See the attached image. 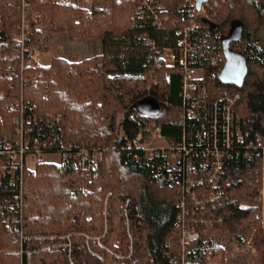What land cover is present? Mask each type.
<instances>
[{
	"label": "trees",
	"instance_id": "trees-1",
	"mask_svg": "<svg viewBox=\"0 0 264 264\" xmlns=\"http://www.w3.org/2000/svg\"><path fill=\"white\" fill-rule=\"evenodd\" d=\"M136 1L94 0L89 11L68 1L52 5L48 21L56 30L65 31L71 39L99 36L101 52L78 62L53 56L46 66L31 63L20 82L19 74L9 78L21 60L20 44L13 37L20 19V0H0V91L4 92L0 96V127L16 115L8 103L15 100L22 85L25 113L36 117L27 125L29 135L40 141L55 135L64 143L102 152L87 174L91 176L87 189L80 179L84 176L70 161L59 166L42 163L26 174L21 256L17 230L0 221V264H67L61 247L47 248L45 235L49 233L80 236V246L73 238L77 254L74 264H180L178 190L156 183L154 174L161 159L146 157L127 143L148 124L159 126L171 143L178 142L183 132L189 139L195 135L198 122L188 121L185 128L182 124L177 68L166 66L145 43L148 38L158 47L174 46L180 36L175 30L184 26L187 16L178 8L181 0H161L166 7L161 15L168 17L162 26H155L148 16L135 18ZM217 1L218 20L201 19L215 38L210 40L213 48L202 55L197 50L196 61L206 75L219 72L224 62L223 35L219 32H228L232 22L240 25L241 37L231 47L241 44L236 51L245 57L247 74L242 86L223 84L218 79L209 80L208 86L213 93L227 89L238 94L235 114L242 136L245 141H254L264 136V0ZM203 32L202 27L189 30L188 38L198 40ZM32 36L26 37L25 46ZM142 98L157 102L160 113L142 114L137 107ZM118 110L124 113L116 124ZM52 142L55 147L57 140ZM259 178L258 153L252 158H238L222 182L219 201L204 206L203 213L206 210L207 218L213 220L212 229L252 234L264 264V217L256 201ZM126 198L131 201L135 259L121 263L110 257L104 262L93 260L82 249L83 235L100 234L106 201L111 224L106 243L111 244L122 232L121 207ZM5 200L6 195L0 198V208L5 207ZM204 243L201 238L202 247L192 252L195 264H226L220 247Z\"/></svg>",
	"mask_w": 264,
	"mask_h": 264
},
{
	"label": "built area",
	"instance_id": "built-area-1",
	"mask_svg": "<svg viewBox=\"0 0 264 264\" xmlns=\"http://www.w3.org/2000/svg\"><path fill=\"white\" fill-rule=\"evenodd\" d=\"M22 1L23 8L26 7L27 12L25 13V10L22 12L18 34L15 37L20 44L21 60L18 70L9 75L11 78L19 74L17 77L20 82L23 81L25 68L31 63L39 64L42 59L36 55L37 50L29 52L28 47L25 46L26 37L29 36V18L31 17L36 27L42 30L44 24L42 14L34 13L33 17L29 14L28 11L33 5L32 1ZM35 1L40 4L46 2V0ZM67 1L85 10H88L92 3V0ZM187 1L192 10L203 14L204 5L209 0L203 2L199 9H196L194 0ZM159 9L153 5V0H142L135 7L134 14L137 20L148 16L153 25L162 26L163 18ZM202 19L209 21L206 17ZM175 31L180 36L172 47H158L148 38L145 43L166 66L177 68L180 75L182 124L185 128L188 121L198 122L195 135L189 139L183 132L178 142L171 143L162 135L159 126L141 127L133 140L127 144L142 150L146 157L161 159L157 163L154 174L156 183L160 187L178 190L180 201L176 221L180 230L178 245L182 252L179 262L189 264L187 255L202 247L200 239L202 238L205 242V234L214 230L212 229L213 220L207 218L206 210L205 215L203 213L204 206H213L219 201L222 182L234 162L238 158H252L256 153L260 157V186L256 201L261 206V217H264V136L254 141L244 140L235 114L238 94L230 93L227 89H219L214 93L209 91L208 81L218 79L219 72L206 75L204 68L197 63L196 57L197 50H201L200 55L211 51L213 45L210 39L199 37L198 40L197 38L190 40L188 28H177ZM8 108L17 111L12 118L16 129L13 135L0 136V198L6 195L5 207L0 208V221L13 222L19 228V235L22 236L24 175L34 171L29 164L42 162L43 156L58 154L61 163L70 161L78 173L85 176L93 169V161L101 156L102 152L98 149L83 148L77 144L64 143L55 135L48 136L43 141L29 135L27 125L35 122L36 117L25 113L22 85L15 100L8 103ZM58 121L59 119L56 120ZM146 139L149 142L147 144H145ZM158 139H165V145L151 144ZM54 140H57L55 147L52 145ZM134 157L137 158V154H134ZM29 159H31L30 163ZM103 210L102 232L99 235L84 234L83 246L98 261H102L104 255L109 253L110 257L116 260L132 262L136 249L134 236H132L134 234L131 230L130 199L126 198L121 207L123 239L115 240L112 248L106 243L111 232L106 201ZM216 222H219V219ZM45 238L48 240L47 248L61 247L67 264H74L75 245L71 234H63L59 237L49 235ZM203 245L205 246V243ZM241 245L250 248L252 241L247 239ZM193 257L192 262L196 261V257Z\"/></svg>",
	"mask_w": 264,
	"mask_h": 264
},
{
	"label": "rangeland",
	"instance_id": "rangeland-1",
	"mask_svg": "<svg viewBox=\"0 0 264 264\" xmlns=\"http://www.w3.org/2000/svg\"><path fill=\"white\" fill-rule=\"evenodd\" d=\"M31 1H32L33 5L31 6V9L28 11V12H30L29 14L33 17L34 13L35 14L40 13V14H42L43 20H44L43 30L39 27H36V25L32 21L31 17L29 18V21H28V23L30 24L28 34L33 35L32 36L33 39L31 40L30 44L27 46L28 51L29 52H32L33 50L38 51L36 53V55L40 58L42 57L41 62L39 63L40 66L48 65L50 63L51 59L53 58V56L58 57V58H62V59L67 60L69 62H78V61H81L83 59L93 57L94 55H98L101 52L102 42H101V38L99 36L92 37V38H86V39H82V38L71 39V38H69L68 34L65 31L56 30V27L53 26L48 21V16L50 13L51 6L54 4L61 3V2H67V0H46L45 3H41V4L36 2L35 0H31ZM141 2H142V0L136 1L135 6H134V10H135V7L138 4H140ZM153 5L160 8L159 10L161 13H163L164 10H166V7H165L164 3L161 2V0H153ZM93 6H94V0H92V3L90 5L88 11L91 10ZM178 8H179V10H182L187 16L186 23L184 24V26H180L179 27L180 29L188 28V30H192V29L198 30L202 27V29H204L206 31V32H203L205 34H203L202 37H206L207 39L213 40V42H214V39H215L214 36H212L211 34H209L207 32V30L205 29V26H202L201 19L206 17L210 21H214L215 19L218 20V18H219V16H218L219 2L217 0H209L208 3H206L204 5L203 12H202L203 14H198L196 11L192 10V7H190V5H188L187 0H181ZM23 10H25V13L27 12L26 7H25V9L23 8V1L20 0V5H19L20 19H19V22L17 24L16 31L13 35L14 38L17 37V34H18V30H19L18 26L21 23ZM134 10H133V12H134ZM161 16H162L163 20H166L168 17L166 13H164V15L162 14ZM219 33H220V35H226L227 30L221 29ZM233 47H234L233 48L234 50H237L239 47H241V44H235ZM3 94H4V92L0 91V96H3ZM123 113H124V111L118 110L116 124L119 122V120H121ZM151 126H152L151 124H148L146 127H151ZM14 129H16V128H15V125L12 123V119H11L9 124H5L4 126L0 127V136L3 135V137H7V136H10L11 134L13 135V132H15ZM116 129H118V128L116 127L115 130ZM147 143H149L148 139H146L145 144H147ZM165 143H166L165 139H158V140H154L153 142H151L152 145H157V144L165 145ZM30 162H31V159H29V163ZM42 163L51 164V165H58V166L62 164L60 156L58 154H53V155L43 156V161L38 163V164H32V165L29 164V165L32 167V169L36 170V167ZM24 176H26V174ZM80 179L82 180V184H83L84 189H87V184L91 181V176L86 175ZM26 192H27V186L25 184V178H24L23 215H24V196H25ZM246 205H248L247 202H245V206ZM103 208H104V206H103ZM103 208H102V224H103V211H104ZM121 222H122V220H121ZM1 223L5 226L14 228L15 230H17V232L19 234V228L13 222L9 221V222H1ZM110 226H111V224H110ZM102 227H103V225H102ZM133 229L134 228L132 226V229H131L132 232H133ZM22 232H23V229H22ZM101 232H102V229H101ZM49 235L59 237V236H63V233H49L45 236H49ZM123 236H124V232L122 230L121 235L120 234L115 235L114 238L112 239L111 244H108V246L112 248L113 242L115 240H117L118 238L123 239ZM132 236H135V235H132ZM19 237H20L19 238L20 248L18 250V253H19V256H21L22 241L25 238L24 232H23V235L22 236L19 235ZM79 237L80 236H77V235L74 236L73 235L74 241L77 242L76 244H79L78 246H80V238ZM109 237H110V235H109ZM204 238H205V246H206V242H212V243H215L218 247H220L224 251L226 264H261V254L258 251V248H257V246L253 240L254 238H253L252 234L242 235V234H239L237 232H233L231 230L224 229L222 227H218L217 229H214L212 231L207 232L205 234ZM179 239L177 240V244H179L178 243ZM247 239H251V241H252V246L250 248L242 247V245H241ZM236 240H238V241L236 242ZM134 242H135V238H134ZM55 243H57V242H55ZM235 243H237L238 245H234ZM45 244H47V243H45ZM135 246H136V244H135ZM82 249L88 255V257H91L93 260L95 259L96 261H98L93 255H91L85 249V247H82ZM193 254L194 253L190 252L187 255L188 260H190L189 264H195L196 263V261L192 262V260L194 258ZM179 255H180V257L182 255L181 249H180ZM74 256H75V258L77 257L76 248L74 251ZM107 257H110L109 253H106V255H104V257H103V260L98 261V262H104ZM112 259L116 260L114 258H112ZM134 259H135V257H134ZM63 260H64V258H63ZM116 261H119V260H116ZM121 262L122 261H120V263Z\"/></svg>",
	"mask_w": 264,
	"mask_h": 264
},
{
	"label": "water",
	"instance_id": "water-1",
	"mask_svg": "<svg viewBox=\"0 0 264 264\" xmlns=\"http://www.w3.org/2000/svg\"><path fill=\"white\" fill-rule=\"evenodd\" d=\"M205 1L207 0H194L196 9H199ZM204 21L209 22L207 20ZM209 25L210 27L214 26L212 23H209ZM240 37V25L237 22H232L227 34L220 38L224 62L219 70L218 79L223 84H232L237 87L242 86L247 74L245 57L231 47V43L239 40ZM137 107L142 114L147 116H155L160 113V105L149 98L140 99Z\"/></svg>",
	"mask_w": 264,
	"mask_h": 264
}]
</instances>
